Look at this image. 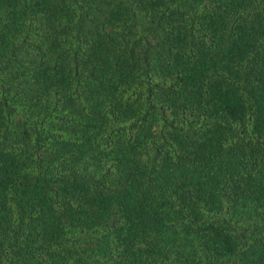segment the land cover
I'll return each instance as SVG.
<instances>
[{
	"label": "trees",
	"instance_id": "obj_1",
	"mask_svg": "<svg viewBox=\"0 0 264 264\" xmlns=\"http://www.w3.org/2000/svg\"><path fill=\"white\" fill-rule=\"evenodd\" d=\"M0 264H264V0H0Z\"/></svg>",
	"mask_w": 264,
	"mask_h": 264
}]
</instances>
